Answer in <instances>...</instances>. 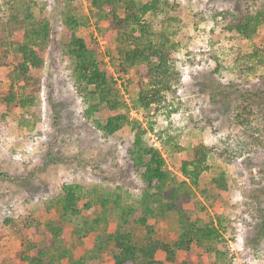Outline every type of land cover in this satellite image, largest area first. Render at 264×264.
I'll return each mask as SVG.
<instances>
[{
	"label": "rangeland",
	"instance_id": "obj_1",
	"mask_svg": "<svg viewBox=\"0 0 264 264\" xmlns=\"http://www.w3.org/2000/svg\"><path fill=\"white\" fill-rule=\"evenodd\" d=\"M9 1L0 0V36L17 40L21 32L5 27L12 14ZM24 1L37 20L49 22L50 34L43 65L30 71L37 81L33 104L11 111L0 105L1 264H27L18 260L19 232L5 224L7 219L21 222L22 218L27 220L21 222L24 236L37 248L52 244L50 221L61 228L54 242L68 249L71 256L55 264H73L82 256L87 259L85 264H113V245L93 259L87 251L97 236L115 230L122 207L137 206L140 200L145 184L129 155L136 132L141 133L145 146L159 151L164 168L179 180L181 164L189 158L192 147L202 143L215 149L209 158L211 171L201 175L189 197L181 195L176 203L192 220L208 221L216 215L228 220L229 264H264V54L260 60L248 58L254 50L264 49V27L252 40H244L228 32L217 16L226 10L254 12L264 0H166L175 6L180 20L172 39L178 79L175 91L166 93L160 105L148 110L136 101L139 85L135 70L127 75L114 70L118 62L117 28L90 18L87 26L77 29V36L97 49L100 67L113 80L122 102L117 110L103 105L92 114L86 112L64 53L70 32L62 18L68 9L89 17L90 2ZM119 16H123L122 11ZM12 61L10 55L6 64ZM8 69L0 68L5 91L9 87ZM238 112L248 128L238 123ZM115 115L128 118L120 130L106 135L97 128L96 122L104 124ZM223 151L219 157L218 152ZM220 172L226 175L225 192L210 185L212 175ZM67 185L83 189L74 215H63L58 204ZM104 198L108 203L103 214L99 199ZM87 201L89 208L84 207ZM99 216L101 221L95 224ZM177 220L175 211L150 218L154 238L174 242L179 234ZM126 229L136 239L143 235L138 225L130 224ZM155 258L160 264H171L161 251ZM213 261V255L192 245L189 251H177L173 264Z\"/></svg>",
	"mask_w": 264,
	"mask_h": 264
},
{
	"label": "trees",
	"instance_id": "obj_2",
	"mask_svg": "<svg viewBox=\"0 0 264 264\" xmlns=\"http://www.w3.org/2000/svg\"><path fill=\"white\" fill-rule=\"evenodd\" d=\"M90 16H79L68 9L62 13L63 24L70 32L69 40L64 45V53L69 58L75 84L86 104V112L94 113L99 107L106 106L109 110H117L122 102L113 88V80L101 67L97 49L85 39L77 36V29L87 26L90 18L98 24L107 21L117 28L116 51L118 62L114 70L118 75H127L135 70L138 78L139 92L137 104L143 109L160 105L165 100V94L174 92L178 79L175 70L176 43L173 42L174 28L180 20L175 6L166 0H88ZM9 20L5 23L7 30L20 31L17 40L0 36V68L7 67L8 90L3 89L0 80V105L7 110H20L31 106L37 92V81L30 76L32 69L43 65V52L49 42L50 26L47 20H37L31 13V6L26 1L10 0ZM122 11L123 16H119ZM225 22L228 32L244 40H252L259 28L264 27V5L258 10L237 11L228 10L217 14ZM216 19V17H214ZM220 19V18H219ZM264 49L254 50L251 55L262 58ZM13 61L6 64L9 56ZM260 60V59H259ZM249 111V110H248ZM251 113V112H250ZM237 121L245 126L242 114H236ZM128 118L125 115L109 117L104 124L96 122V126L106 135H112L120 130ZM248 128V126H245ZM225 151L218 152L221 157ZM215 154L213 147L202 143L191 148L190 156L180 167L182 179L179 180L172 172L164 168V160L159 151L143 144L141 133L136 132L129 150L132 163L145 184L137 206L122 207L119 223L113 232L97 236L93 248L87 251L92 259L100 255L109 245H113V264H160L155 256L158 251L165 254L167 262L176 261L177 251H189L192 245L201 248L206 254L213 255L212 264H229L228 234L229 222L216 215L208 221L192 220L188 211L177 205L180 196L189 197L192 187H198L199 179L204 172L211 171L209 158ZM210 185L219 192L227 189V179L224 172L212 175ZM206 193V192H205ZM83 189L78 185H67L62 189L58 204L63 215H74L78 212L77 203L82 198ZM118 198H115V202ZM101 209L106 212L107 199H99ZM87 201L84 207L89 208ZM119 208V207H118ZM167 211H175L178 218L179 234L172 242H164L154 238V231L149 224L150 218H155ZM96 218L95 224L101 221ZM25 218H22L21 222ZM21 222L7 219L6 225L15 228L20 235L19 261L27 264H55L62 259H69L68 249L57 245L61 228L53 221L48 223L53 241L50 247H39L30 244L24 236ZM138 225L143 235L136 239L126 227ZM26 225V224H25ZM85 256L73 264H85ZM1 264V262H0ZM72 264V263H71Z\"/></svg>",
	"mask_w": 264,
	"mask_h": 264
}]
</instances>
